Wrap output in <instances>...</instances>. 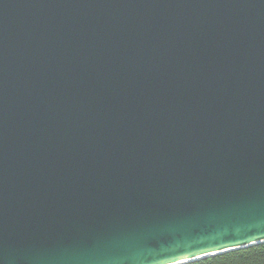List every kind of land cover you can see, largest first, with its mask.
<instances>
[{
	"label": "water",
	"instance_id": "obj_1",
	"mask_svg": "<svg viewBox=\"0 0 264 264\" xmlns=\"http://www.w3.org/2000/svg\"><path fill=\"white\" fill-rule=\"evenodd\" d=\"M262 242L264 0H0V264Z\"/></svg>",
	"mask_w": 264,
	"mask_h": 264
},
{
	"label": "trees",
	"instance_id": "obj_2",
	"mask_svg": "<svg viewBox=\"0 0 264 264\" xmlns=\"http://www.w3.org/2000/svg\"><path fill=\"white\" fill-rule=\"evenodd\" d=\"M204 259L211 260L214 264L215 261H223L226 264H264V242L208 256ZM199 260L188 262V264H198Z\"/></svg>",
	"mask_w": 264,
	"mask_h": 264
},
{
	"label": "snow or ice",
	"instance_id": "obj_3",
	"mask_svg": "<svg viewBox=\"0 0 264 264\" xmlns=\"http://www.w3.org/2000/svg\"><path fill=\"white\" fill-rule=\"evenodd\" d=\"M181 264H188L187 261H182ZM198 264H214L211 260H205L204 258H200L198 261ZM215 264H226V262L223 261H215Z\"/></svg>",
	"mask_w": 264,
	"mask_h": 264
}]
</instances>
